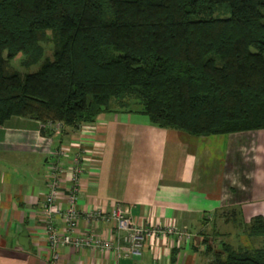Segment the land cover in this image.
I'll return each mask as SVG.
<instances>
[{
    "label": "trees",
    "instance_id": "trees-1",
    "mask_svg": "<svg viewBox=\"0 0 264 264\" xmlns=\"http://www.w3.org/2000/svg\"><path fill=\"white\" fill-rule=\"evenodd\" d=\"M105 112L195 136L264 129V0H0V125ZM244 231L262 245L223 242L210 264H264V218Z\"/></svg>",
    "mask_w": 264,
    "mask_h": 264
},
{
    "label": "crops",
    "instance_id": "crops-1",
    "mask_svg": "<svg viewBox=\"0 0 264 264\" xmlns=\"http://www.w3.org/2000/svg\"><path fill=\"white\" fill-rule=\"evenodd\" d=\"M77 152L81 212L127 205L135 224H173L190 237L148 239L136 258L62 246L53 264H210L239 221L264 218V129L195 136L140 113L105 112L78 128L42 131L39 122L14 116L0 125V264L49 263L41 216L47 176L56 156L70 169ZM69 185L61 186V208ZM110 227L81 218L78 228L106 235Z\"/></svg>",
    "mask_w": 264,
    "mask_h": 264
},
{
    "label": "built area",
    "instance_id": "built-area-1",
    "mask_svg": "<svg viewBox=\"0 0 264 264\" xmlns=\"http://www.w3.org/2000/svg\"><path fill=\"white\" fill-rule=\"evenodd\" d=\"M39 125L53 127L56 131L62 128L60 122L47 121ZM67 152L68 150L63 147L57 150L60 156ZM70 160L72 165L67 169L56 156L47 176V190L44 193L41 216L44 239L51 253L48 264H53L59 259L58 249L62 246L136 258L141 255L142 247L148 239L172 234H176L179 240L189 239V233L179 231L173 224H135L131 218L130 207L127 205L116 204L108 212L100 209L81 212L76 206V199L80 188V176L83 173L82 157L77 152ZM66 180L70 182L67 187L68 199L65 208H61L58 199L63 193L61 186ZM81 218L94 223H110L111 227L106 235L98 234L93 229L80 230L78 227ZM58 220L61 223H58Z\"/></svg>",
    "mask_w": 264,
    "mask_h": 264
},
{
    "label": "rangeland",
    "instance_id": "rangeland-1",
    "mask_svg": "<svg viewBox=\"0 0 264 264\" xmlns=\"http://www.w3.org/2000/svg\"><path fill=\"white\" fill-rule=\"evenodd\" d=\"M51 52V46L50 44H46V52L45 55L50 56ZM12 65L19 69L21 72H31L37 69L38 64L32 65L31 67L27 68L24 65L21 64V59L12 60ZM48 144V143H47ZM47 147V146H46ZM238 224V223H237ZM245 226H247V223L243 221H239V224L234 226V228H237L236 234L230 235L228 238H226V242L230 243L233 247L236 246H245V247H252V246H261L263 241L262 238L258 237H249L247 233L244 231ZM231 231L230 227L228 229ZM234 230H232L233 232ZM216 242L218 239H214Z\"/></svg>",
    "mask_w": 264,
    "mask_h": 264
},
{
    "label": "water",
    "instance_id": "water-1",
    "mask_svg": "<svg viewBox=\"0 0 264 264\" xmlns=\"http://www.w3.org/2000/svg\"><path fill=\"white\" fill-rule=\"evenodd\" d=\"M27 240H28V237H27V232L26 231H23L20 236H19V242L21 245L23 246H27Z\"/></svg>",
    "mask_w": 264,
    "mask_h": 264
}]
</instances>
